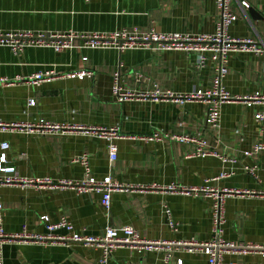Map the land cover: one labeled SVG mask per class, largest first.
I'll use <instances>...</instances> for the list:
<instances>
[{
	"label": "crops",
	"instance_id": "crops-1",
	"mask_svg": "<svg viewBox=\"0 0 264 264\" xmlns=\"http://www.w3.org/2000/svg\"><path fill=\"white\" fill-rule=\"evenodd\" d=\"M242 9L237 0L231 10L237 19L229 26L232 37H248L264 43V0H248ZM218 20L215 0H0V31L31 30L53 33L178 32L212 33ZM81 41L76 40V46ZM86 57V60L83 58ZM222 85L231 94H264V54L233 52ZM53 70L66 74L85 70L82 78L58 76L31 83L30 75ZM118 72L124 88L134 92L170 90L184 93L207 88L213 79L209 61L197 66L193 53L154 52L134 49L75 47L56 52L46 47H26L13 53L0 46V121L5 123L44 119L52 123L86 126L117 125L122 137L115 141L117 157L110 162L106 141L81 133L40 135L0 132L7 141L8 161L22 176L80 179L84 168L73 159L86 153L92 174L134 186L155 183L200 187L259 188L264 186V151L246 155L264 143V105L242 101L224 103L216 129L205 125L206 104L200 101L143 100L117 102L111 92ZM19 78V80H17ZM33 99L34 105H29ZM262 113V120L255 114ZM156 131L163 135L148 138ZM166 135V136H164ZM202 137L213 155L197 156L193 141L176 136ZM254 167L252 173L248 168ZM247 168V169H246ZM221 173L228 176L215 179ZM2 225L7 233L47 235L41 216L54 223L62 216L72 233L100 235L107 223L115 228L132 226L152 248L120 246L106 264H207L200 251L188 252L173 243L194 239L208 241L212 230V201L204 196L148 190L114 192L109 216L100 195H79L73 189L0 187ZM168 211V213H167ZM116 236L122 232L115 231ZM221 236L235 245L227 249L222 264H264L262 250L241 252L239 245H264V198L228 196L224 201ZM98 246L53 238L5 242L0 249L3 264H100Z\"/></svg>",
	"mask_w": 264,
	"mask_h": 264
},
{
	"label": "built area",
	"instance_id": "built-area-1",
	"mask_svg": "<svg viewBox=\"0 0 264 264\" xmlns=\"http://www.w3.org/2000/svg\"><path fill=\"white\" fill-rule=\"evenodd\" d=\"M233 0H215L218 9V20L215 30L212 33L200 34H182L178 32H156L153 29L145 32H128L124 30L112 31L108 33H53V32H35L31 30L20 31H0V46L8 47L13 53H18L26 47H46L56 52L75 47H84L91 49H115L119 52L134 49H147L154 52L162 51H184L193 53L196 58L197 66L201 67L207 61L211 63L213 69V79L211 85L207 88H194L184 93H175L170 90L154 89L153 91L134 92L122 86L120 75L115 72L111 85V92L117 102H123L134 98L143 100L159 101L167 100L175 103L185 101H200L206 104L204 123L206 126L216 129L220 122V109L222 104L228 102L242 101L246 105H264V94L255 91L250 95L239 96L229 93L222 85V80L228 73V55L229 53H251L253 55L264 54V43L254 39L244 37H232L228 33L229 26L237 19V15L231 10ZM242 9L250 6L248 0H237ZM76 40L81 41L76 46ZM86 60V57L83 58ZM91 73L85 70L75 71L66 74H59L53 70L39 71L30 75L28 80L31 83L40 81H49L58 76L82 78ZM19 80V78H17ZM8 82L0 78V83ZM29 105H34V100L29 101ZM262 113H256L255 119L262 120ZM0 132H21L35 133L40 135L62 134L66 132L81 133L90 137L101 138L106 141L107 153L110 162L117 157V145L115 141L122 137L119 126H86L71 123H52L44 119H38L34 122L19 121L5 123L0 121ZM163 135L156 131L148 138L158 139ZM166 136V135H164ZM180 141H193L196 144L195 154L197 156L213 155L215 152L207 147L206 141L198 136H176L172 137ZM9 148L7 141H0V187L17 186L32 187L34 189H73L79 195H88L97 193L100 195V205L105 210L106 215L110 212V199L114 192H125L139 189L141 191L156 190L171 193L193 194L195 196H204L212 201V230L208 241L197 242L194 239L179 241L173 244L185 247L188 252L200 251L207 257V264H222L223 255L227 249H234L235 245L223 240L221 236L222 224L224 222V201L228 196L242 197H261L264 198V186L259 188H227L211 187L204 184L200 187H186L178 184H169L166 186L155 183L134 186L122 183L114 179L110 174L102 178L95 177L90 169L88 155L82 153L76 156L73 161L79 163L84 168V175L80 179H52L46 176L28 177L22 176L16 170L8 159L6 151ZM264 151V143H256L251 150L245 151L246 155H252ZM254 167L248 168L252 173ZM247 169V168H246ZM227 173H221L215 179L227 177ZM168 213V211H167ZM169 214V213H168ZM3 205L0 202V249L5 242L20 240H43L53 238L57 241L71 240L84 243L87 246H98L102 250L99 259L100 264H106L113 250L120 246H129L136 249L152 248L156 243H151L141 239L135 229L130 225H122L115 228L110 223L104 228L100 235H84L72 233L71 235H52L57 229L70 231L72 224L65 217L51 223L46 215L41 216L48 230L47 235H37L31 233H7L2 225ZM121 231L122 236H116L115 231ZM243 253L252 250H262L264 255V245L245 244L237 246ZM0 264H3L0 255ZM176 264H182L179 260Z\"/></svg>",
	"mask_w": 264,
	"mask_h": 264
}]
</instances>
